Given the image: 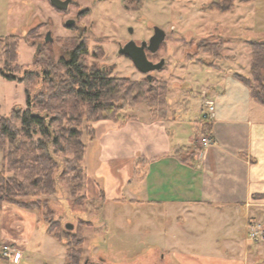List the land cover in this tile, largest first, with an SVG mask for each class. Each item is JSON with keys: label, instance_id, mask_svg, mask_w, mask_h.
<instances>
[{"label": "rangeland", "instance_id": "1", "mask_svg": "<svg viewBox=\"0 0 264 264\" xmlns=\"http://www.w3.org/2000/svg\"><path fill=\"white\" fill-rule=\"evenodd\" d=\"M140 6L139 11H133L125 8L123 0H72L67 11L61 12L55 10L49 0H0V37L20 39L18 68L11 74L22 78L27 71L37 73L38 78L28 88L29 94L35 97L46 88L41 79L44 67H57L82 39L88 50L85 57L88 66L102 68L111 77L139 81L145 75L128 58L120 55L119 49L129 41L138 46L148 42L153 29L158 27L165 32V41L156 54L146 52V55L150 62L159 64L163 61L164 64L150 75L157 82L167 84L169 108L186 126L190 121L200 119L210 103L201 100L198 93H203V89L212 83L203 64H211L213 59L200 53L197 43L201 40L220 42L223 59L213 62L214 66L234 72L233 65L225 58L237 54L249 58V48L243 41H264V31H244L238 22V16H245L244 12L248 11L264 17V0L251 4L234 0L233 9L227 13L209 11L212 9L208 8L210 0H142ZM67 20H74L75 24L66 28ZM30 29H34L32 35L25 38ZM48 32L51 43L44 41ZM0 69L9 73L1 59ZM61 73L60 70L52 75L61 76ZM13 108H25L24 86L0 76V117H8ZM92 125L84 123L81 126L84 143L89 140L88 128ZM54 158L59 165L53 175L56 193L48 197L22 198L19 204L49 200L53 213L50 218L57 220L63 229L66 224L73 225V230L81 226L84 242L79 264L85 261L87 264H211L209 259L227 257L229 264H264V254L256 255L255 252V255L247 256L243 249L239 252L234 249L229 255H221L219 249H215V241L221 242L218 231L216 235L211 232L213 227L220 225L215 217L217 214L198 224V230L202 231L197 232L195 239L194 234L192 238H186L176 230L163 235V229L169 227V220L156 217L144 220L141 208L130 205L94 204L92 201L91 208L73 206L68 186L61 176L64 156L58 154ZM1 160L0 153V171ZM6 176H10L9 173ZM0 203V245H16L21 251L19 264L66 263V246L46 233V224L37 211H26L23 205L6 201ZM32 214L40 219L36 225L31 224ZM23 215L26 219L21 218ZM2 234H19L25 240L24 243H10ZM237 241L243 243L242 239ZM252 244L250 242L248 246ZM215 250L219 254H215ZM0 264L12 263L1 259ZM212 264L225 263L214 261Z\"/></svg>", "mask_w": 264, "mask_h": 264}, {"label": "crops", "instance_id": "2", "mask_svg": "<svg viewBox=\"0 0 264 264\" xmlns=\"http://www.w3.org/2000/svg\"><path fill=\"white\" fill-rule=\"evenodd\" d=\"M244 13L238 16L240 29L264 31V17ZM243 42L248 46L252 41ZM242 57L225 58L234 72L219 65L204 66L212 83L198 96L214 107L210 119L205 117L207 109L200 119L184 126L169 108L168 89L163 120H153L140 105L124 123H93L94 138L85 143L82 161L87 199L94 204L141 208L144 220H169L163 235L176 230L186 238L194 234L196 239L202 231L198 224L217 214L220 225L211 232L216 235L218 231L221 242L214 244L221 255L234 249H243L247 256L264 254V242H254L248 236L250 226L259 224L264 229V106L253 101L250 90L235 77L249 78L250 57ZM202 118L211 123V133L206 136L213 141L204 149L199 144L203 136L197 134ZM193 147L197 151L192 160L185 161L186 152ZM136 168H140L139 173ZM39 220L31 215V224ZM2 236L10 243L25 240L19 234ZM241 239L243 243L237 241ZM209 261L229 264L228 257Z\"/></svg>", "mask_w": 264, "mask_h": 264}, {"label": "trees", "instance_id": "3", "mask_svg": "<svg viewBox=\"0 0 264 264\" xmlns=\"http://www.w3.org/2000/svg\"><path fill=\"white\" fill-rule=\"evenodd\" d=\"M248 3L251 0H240ZM125 8L139 11L142 0H123ZM234 0H210L209 11L227 13L233 9ZM30 29L26 37L32 35ZM19 38L0 37V59L4 69L0 76L24 86L25 108H13L8 117H0V201L13 205L26 197H48L56 193L54 173L58 168L54 156H64L63 181L67 184L73 206L92 207L93 203L84 194L85 170L82 166L85 143L82 140V124L108 120L124 123L131 119L133 110L140 105L147 108L153 120H163L167 115L166 83L145 76L142 80L111 77L104 69L88 66L85 57L88 50L84 40H80L61 59L57 67L46 65L42 71V81L46 88L32 97L28 88L38 78L37 73L25 72L22 78H15L18 59ZM250 51L249 78L235 75L249 90L257 104L264 106V42H247ZM42 46L38 49L41 51ZM200 53L212 57L213 62L221 61L222 44L217 41L201 40L197 43ZM95 53V52H94ZM127 58V57H126ZM190 58V57H189ZM203 64L216 68L214 63ZM38 63V62H37ZM36 63V64H37ZM47 69V70H45ZM62 71L60 75L52 72ZM57 83V84H55ZM129 111V114L126 111ZM88 138H94V129L88 128ZM211 123L202 118L197 124V134L210 135ZM197 149L186 152L185 161H191ZM140 168H136L139 173ZM9 173L10 176H6ZM100 199L103 200L102 194ZM104 201V200H103ZM49 200L19 204L26 211H37L46 224V233L66 246V263L79 264L84 237L81 226L73 231H65L53 213ZM1 205V203H0ZM264 248V244H263ZM1 260V258H0Z\"/></svg>", "mask_w": 264, "mask_h": 264}, {"label": "water", "instance_id": "4", "mask_svg": "<svg viewBox=\"0 0 264 264\" xmlns=\"http://www.w3.org/2000/svg\"><path fill=\"white\" fill-rule=\"evenodd\" d=\"M49 2L55 10L65 12L67 11L68 6L72 3V0H49ZM74 24V20H67L65 22V27L71 28ZM165 37V32L162 29L155 27L153 29V35L148 40V42H143L138 46L134 42L129 41L119 49V54L127 57L132 62L134 67L141 74H144L147 80L150 82L152 79L150 73L161 69L164 62L161 61L159 64L150 62L147 59L146 52L150 53L151 55L156 54L162 43L165 41ZM44 41L49 43L52 42L50 32L45 35ZM64 229L67 231H72L73 225L66 224ZM84 264H87V261H85Z\"/></svg>", "mask_w": 264, "mask_h": 264}, {"label": "built area", "instance_id": "5", "mask_svg": "<svg viewBox=\"0 0 264 264\" xmlns=\"http://www.w3.org/2000/svg\"><path fill=\"white\" fill-rule=\"evenodd\" d=\"M207 109L208 113L207 115H205V117H207V119H210L214 111V107L212 105H208ZM212 143V139L208 136L201 137L199 141V144L203 149L212 145ZM248 236L250 240L254 242H264V229L259 224H256L250 228ZM0 258L9 260L12 264H19L21 261V251L16 245L3 244L0 245Z\"/></svg>", "mask_w": 264, "mask_h": 264}, {"label": "flooded vegetation", "instance_id": "6", "mask_svg": "<svg viewBox=\"0 0 264 264\" xmlns=\"http://www.w3.org/2000/svg\"><path fill=\"white\" fill-rule=\"evenodd\" d=\"M88 264H92V263H88Z\"/></svg>", "mask_w": 264, "mask_h": 264}]
</instances>
